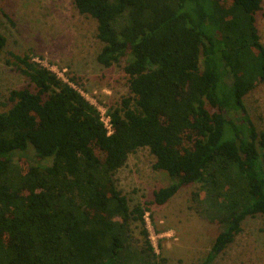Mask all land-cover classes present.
Listing matches in <instances>:
<instances>
[{"label": "trees", "instance_id": "16d2710c", "mask_svg": "<svg viewBox=\"0 0 264 264\" xmlns=\"http://www.w3.org/2000/svg\"><path fill=\"white\" fill-rule=\"evenodd\" d=\"M73 4L97 24L98 64L124 63L129 96L106 111L108 135L73 84L29 53L8 54L33 89L11 90L0 105V264H165L145 215L194 184L221 225L202 263L211 264L247 218L264 220V132L244 104L264 82V0ZM6 46L0 33V56ZM143 148L172 183L130 207L115 175Z\"/></svg>", "mask_w": 264, "mask_h": 264}, {"label": "rangeland", "instance_id": "374dc122", "mask_svg": "<svg viewBox=\"0 0 264 264\" xmlns=\"http://www.w3.org/2000/svg\"><path fill=\"white\" fill-rule=\"evenodd\" d=\"M264 45V18L256 16ZM97 24L80 15L73 0H0V33L7 39L0 56V105L11 90L33 89L15 66L7 63L9 53H29L42 66L79 91L106 120V111L119 107L129 96L124 63L105 68L96 56L103 44L96 38ZM70 78L75 83L69 81ZM244 104L258 131L264 132V82L246 95ZM1 109V106H0ZM155 157L147 148L130 155L115 175L119 190L130 207L153 201V193L172 183L162 171H155ZM208 192L200 184L184 186L166 204H151L145 222L155 254L165 264H202L221 230L207 218L204 200ZM263 218H247L235 241L211 264H264ZM132 234L140 246L144 241L140 226L132 224Z\"/></svg>", "mask_w": 264, "mask_h": 264}, {"label": "built area", "instance_id": "2783aa9c", "mask_svg": "<svg viewBox=\"0 0 264 264\" xmlns=\"http://www.w3.org/2000/svg\"><path fill=\"white\" fill-rule=\"evenodd\" d=\"M102 121H103V123H104V125H105V128L107 129V134H108V135L112 134L113 130H112V127H111V125H110L109 118L107 117L106 120H104V119L102 118Z\"/></svg>", "mask_w": 264, "mask_h": 264}]
</instances>
